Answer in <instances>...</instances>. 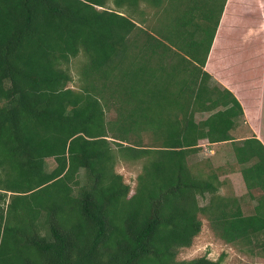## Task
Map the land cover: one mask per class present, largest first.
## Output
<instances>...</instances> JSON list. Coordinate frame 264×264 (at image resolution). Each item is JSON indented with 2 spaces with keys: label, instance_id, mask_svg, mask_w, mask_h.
<instances>
[{
  "label": "trees",
  "instance_id": "1",
  "mask_svg": "<svg viewBox=\"0 0 264 264\" xmlns=\"http://www.w3.org/2000/svg\"><path fill=\"white\" fill-rule=\"evenodd\" d=\"M143 1L162 3L0 0V264H222L225 255L177 260L202 232L200 214L226 244L264 255V143L232 135L244 116L233 93L195 87L211 79L204 68L227 0L214 24L185 12L162 39L138 25ZM136 31L177 61L131 74L113 66ZM81 53L85 85L73 89L65 66ZM183 78L191 84L175 96ZM175 105L180 114H170ZM198 111L215 113L196 122ZM109 138L124 159L148 158L133 195ZM201 140L233 143L246 186L261 190L252 213L219 194L216 175L192 172Z\"/></svg>",
  "mask_w": 264,
  "mask_h": 264
},
{
  "label": "rangeland",
  "instance_id": "2",
  "mask_svg": "<svg viewBox=\"0 0 264 264\" xmlns=\"http://www.w3.org/2000/svg\"><path fill=\"white\" fill-rule=\"evenodd\" d=\"M161 1V5H154L152 2L143 1L141 3V10L144 12V17H139V20H137L141 28L151 32L159 39H162L165 35L174 38L177 33V30H175L176 18L185 12H188L189 16L191 18L194 17V20L198 22L206 19L211 24H214L217 22L225 2V0ZM108 6L114 8L111 1ZM260 13L261 10L258 8L257 0H232L227 13L225 28L227 29L228 25H235L238 28L233 31L232 36L224 38L225 41L220 38L219 42L222 46L217 48L219 49L217 51L219 55L215 56L213 61L214 67H219L224 72L228 70L227 74L223 75V73L219 72L220 75H216V77H220L223 80V78L229 75L231 81L240 84L243 94L254 93L257 95L264 92V30ZM253 21L255 22L252 23ZM227 31L229 32L228 29ZM141 36V32L136 31L128 38V46L121 56L114 60L113 66L123 69L127 74H131L145 66L150 65L154 68H160L163 63L172 64V62L177 61L176 58L173 59L174 51L170 53V56H167L162 54L161 50L155 51L145 47V39ZM201 51L203 52V49ZM88 64V57L84 53H81L79 57L72 59L68 66H65L73 78L72 83L69 85L70 87L81 89L85 85L83 73ZM213 74L210 73L211 79L209 80L201 81L199 79L195 84L196 89L204 85L209 90H215L217 82L215 81L214 71ZM188 84H191V80H184L183 78L179 87L181 90L179 89L175 92V96H181L184 92L182 88ZM257 105L255 103L254 107L258 111ZM169 110L170 114H180L177 105L172 106ZM117 114V107L110 103V109H107V119H115ZM210 115V113L196 114V122H201ZM249 119H246L244 114L239 121L238 129L232 132L234 138L242 140L253 135L248 124ZM259 121L264 128V122L262 124V120L259 119ZM263 137L264 135L260 136L261 140H264ZM109 141L111 142V148L115 149L114 152L117 158L114 161V164L116 163L115 170L123 176L124 182L131 187V195H133L139 186V177L143 173L148 158L144 157L137 160L124 159L118 152V146L113 143L114 139L109 138ZM152 141V137L147 136L144 139V145L151 146ZM199 144V152L188 157V163L192 172L203 178L216 175L218 181L221 183L219 194L221 196L237 197L243 205L245 213H252L259 199L262 197L261 190L252 191L246 186L241 173L243 166L237 162L233 143L211 144L207 140H201ZM54 167V161L49 160L47 169L51 170ZM218 181L215 184H218ZM210 197L211 195H208L207 198L199 197L200 205H207ZM199 217L203 222L202 232L195 238L191 247L181 248L178 251L177 260L179 262L190 261L203 256L217 261L221 256L225 255L222 264H264V255H261L257 251L250 253L241 245L226 244L214 234L207 216L200 214ZM39 232L42 236L51 239L50 229L47 225H43V220L39 225Z\"/></svg>",
  "mask_w": 264,
  "mask_h": 264
},
{
  "label": "crops",
  "instance_id": "3",
  "mask_svg": "<svg viewBox=\"0 0 264 264\" xmlns=\"http://www.w3.org/2000/svg\"><path fill=\"white\" fill-rule=\"evenodd\" d=\"M234 1H236V0H234ZM257 2H258L259 10H261L260 15L262 17V24H263L262 27L264 30V0H257ZM231 3H232V0H227L226 7H225V10H224V13L222 15L221 22H220V25L218 28V32L216 33L215 41H214L212 49L210 51L206 66L204 68V71L208 72L209 74L211 73L212 75H214L213 71L215 72V81L217 82L215 87L218 89V91L223 92L225 90H229L231 93L234 94V96H236V98L240 101V103L243 107L245 118L249 119V115H250V119L248 120V124H249V127H250L252 134L256 135L259 139H261L260 136L264 135V128L261 125V122L259 121V119L262 120V124H263V122H264V92L258 93L257 95H255L254 93H245L246 94V96H245V94H243L241 91L240 84H238L237 82L231 81L230 80L231 77L229 75H227L226 78H223V80L220 79V77H216V75L217 76L220 75L219 72L223 73V75L227 74L226 72H228V70H226L224 72L219 67L217 68L216 66L215 67L213 66V61L215 59V56L219 55L217 52L219 49H217V48H220L222 46V44H220V42H219L220 38H222V40L225 41L224 38H228V37L232 36L233 31H235L238 28L235 25H228L227 29L229 30V32L225 28V25H226L225 23L227 20V13L229 11ZM254 22L255 21H253L252 23H254ZM224 41H222V42H224ZM225 56H227V54H225ZM248 69H249V67H248ZM248 96H250V97H248ZM255 103L258 104L257 105L258 111L254 107ZM209 113L214 114L215 111L214 112L198 111L195 114H209ZM257 121H258V123H257ZM262 142L264 143V140H262Z\"/></svg>",
  "mask_w": 264,
  "mask_h": 264
}]
</instances>
